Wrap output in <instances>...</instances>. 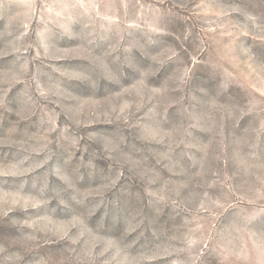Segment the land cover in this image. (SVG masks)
<instances>
[{
	"label": "clouds",
	"instance_id": "9594fccd",
	"mask_svg": "<svg viewBox=\"0 0 264 264\" xmlns=\"http://www.w3.org/2000/svg\"><path fill=\"white\" fill-rule=\"evenodd\" d=\"M17 4L0 0V193L24 214L0 264H264V0Z\"/></svg>",
	"mask_w": 264,
	"mask_h": 264
},
{
	"label": "rangeland",
	"instance_id": "374dc122",
	"mask_svg": "<svg viewBox=\"0 0 264 264\" xmlns=\"http://www.w3.org/2000/svg\"><path fill=\"white\" fill-rule=\"evenodd\" d=\"M30 2V0H18V8L19 10L23 13V15L21 16V19H26V14H27V7L26 5ZM39 10V0H37V11ZM2 23V22H0ZM39 23V19L38 16L34 17L30 22H28L26 24V27L24 29V31L27 32L28 36H32L34 39V31L37 28V24ZM132 25H130L131 27ZM11 39V38H9ZM27 39V37H26ZM31 42V41H29ZM0 46H2V44H0ZM31 54H35V50L33 49L31 51ZM12 57L9 56L7 58H5L4 61H0V63H4L7 60L11 59ZM192 63L195 65L197 63V57L193 56L192 58ZM66 62L65 60H60L57 61V63H64ZM22 85H15L11 88V90L8 92V98L10 99L16 92L18 87H21ZM254 91V89H253ZM260 93H257V95H259ZM5 116L7 117V113H5ZM11 119H15V117H12ZM33 120L37 119V117H32ZM61 119H63L61 117ZM28 121H22L20 123V125L17 126V132H19L25 124H27ZM12 127L11 123L9 122V120L6 118L3 122V125L0 126V135H7L9 129ZM14 150L9 149L8 147L5 146H0V172L3 171L4 168L8 167L12 162H13V153ZM0 179H13V177H4L2 175H0ZM212 191H214L218 196L221 194H229L231 192V184H223L221 183L219 188H214ZM229 199H231V196H229ZM222 201H220L219 199L217 200L216 204H215V208L216 209H220L222 207ZM244 203V205L248 208H252L255 207L251 204H248L247 202H242ZM9 207H11L13 210L8 212V216H4L2 214L3 209L6 207L5 202H4V198H3V194L0 193V233H9V232H14V229H10L7 226V219L10 216H22L24 213L18 210V204H16L15 202L7 205ZM29 212H32V209L28 210ZM165 212H172V208L171 206H169V208L165 209ZM176 212H178L179 214L176 215V213H173L174 217H175V226H174V230H179V231H184V229L181 228V224L183 223V217L187 216V213L184 212H179V210L177 209ZM210 215L209 211L202 209L199 216L197 217L198 222L203 225L205 223V218H207ZM167 218V217H164ZM210 235V233H209ZM205 243L210 244L211 240L210 239H205ZM149 264H164V262L162 260H157V261H151L149 262Z\"/></svg>",
	"mask_w": 264,
	"mask_h": 264
}]
</instances>
